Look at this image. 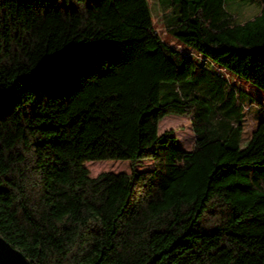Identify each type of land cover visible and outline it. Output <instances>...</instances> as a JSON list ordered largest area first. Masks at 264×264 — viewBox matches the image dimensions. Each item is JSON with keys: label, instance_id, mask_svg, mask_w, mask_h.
Instances as JSON below:
<instances>
[{"label": "trees", "instance_id": "1", "mask_svg": "<svg viewBox=\"0 0 264 264\" xmlns=\"http://www.w3.org/2000/svg\"><path fill=\"white\" fill-rule=\"evenodd\" d=\"M243 1L240 27L226 0H159L184 52L149 0H0V236L33 264H264V122L242 149L244 94L211 69L264 91V0Z\"/></svg>", "mask_w": 264, "mask_h": 264}, {"label": "rangeland", "instance_id": "2", "mask_svg": "<svg viewBox=\"0 0 264 264\" xmlns=\"http://www.w3.org/2000/svg\"><path fill=\"white\" fill-rule=\"evenodd\" d=\"M156 25V31L161 38L169 43L171 46L180 49L181 51L188 52V49L181 46L175 38H173L168 31L171 26L172 10L164 8L159 0H149ZM240 4H249L246 1L240 0ZM253 5V4H250ZM256 6V5H255ZM258 6L248 10V15L255 18L257 15ZM205 64L204 60H200ZM209 64V63H208ZM206 64L207 66H209ZM215 72L224 74L230 83L244 94V105L246 114L244 121V132L241 147L245 149L250 142L252 132L264 122V91L250 82L237 77L229 72L221 71L218 67H212ZM166 131H173L177 137L180 147L186 152H192L196 144V133L193 127L192 119L188 116L170 114L160 122V134ZM131 161H100V162H87L85 167L90 171L91 177L96 178L103 173H132ZM152 161L146 160L138 163L136 169L138 171L150 170L153 168Z\"/></svg>", "mask_w": 264, "mask_h": 264}, {"label": "clouds", "instance_id": "3", "mask_svg": "<svg viewBox=\"0 0 264 264\" xmlns=\"http://www.w3.org/2000/svg\"><path fill=\"white\" fill-rule=\"evenodd\" d=\"M225 13L231 15L234 18L235 24L243 27L249 20L252 19L251 16L248 15V10L256 7L255 5L250 4H240V0H226V3L222 5ZM260 9L257 8L256 14H261Z\"/></svg>", "mask_w": 264, "mask_h": 264}, {"label": "water", "instance_id": "4", "mask_svg": "<svg viewBox=\"0 0 264 264\" xmlns=\"http://www.w3.org/2000/svg\"><path fill=\"white\" fill-rule=\"evenodd\" d=\"M0 264H33L22 252L0 236Z\"/></svg>", "mask_w": 264, "mask_h": 264}]
</instances>
